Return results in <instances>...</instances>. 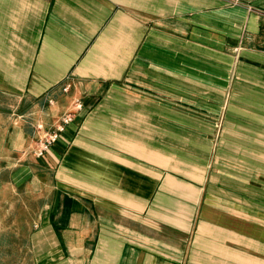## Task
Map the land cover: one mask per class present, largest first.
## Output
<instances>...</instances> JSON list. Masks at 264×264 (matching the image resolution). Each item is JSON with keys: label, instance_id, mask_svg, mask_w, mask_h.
I'll return each instance as SVG.
<instances>
[{"label": "crops", "instance_id": "obj_1", "mask_svg": "<svg viewBox=\"0 0 264 264\" xmlns=\"http://www.w3.org/2000/svg\"><path fill=\"white\" fill-rule=\"evenodd\" d=\"M0 264H264V0H0Z\"/></svg>", "mask_w": 264, "mask_h": 264}, {"label": "built area", "instance_id": "obj_2", "mask_svg": "<svg viewBox=\"0 0 264 264\" xmlns=\"http://www.w3.org/2000/svg\"><path fill=\"white\" fill-rule=\"evenodd\" d=\"M83 104L80 101L75 102V109H81ZM75 119V112L69 111L62 115L59 121L51 128H46L42 123L37 125L39 132L33 152L37 156H43L52 146L61 138L68 124Z\"/></svg>", "mask_w": 264, "mask_h": 264}, {"label": "rangeland", "instance_id": "obj_3", "mask_svg": "<svg viewBox=\"0 0 264 264\" xmlns=\"http://www.w3.org/2000/svg\"><path fill=\"white\" fill-rule=\"evenodd\" d=\"M217 127H218V131H217V133H218V135H220V133H221V130H222V127H223V124H217ZM219 137V136H218Z\"/></svg>", "mask_w": 264, "mask_h": 264}]
</instances>
